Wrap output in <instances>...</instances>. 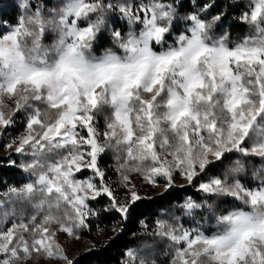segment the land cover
<instances>
[{
	"label": "snow or ice",
	"instance_id": "obj_1",
	"mask_svg": "<svg viewBox=\"0 0 264 264\" xmlns=\"http://www.w3.org/2000/svg\"><path fill=\"white\" fill-rule=\"evenodd\" d=\"M112 249L264 264V0H0V264Z\"/></svg>",
	"mask_w": 264,
	"mask_h": 264
},
{
	"label": "trees",
	"instance_id": "obj_2",
	"mask_svg": "<svg viewBox=\"0 0 264 264\" xmlns=\"http://www.w3.org/2000/svg\"><path fill=\"white\" fill-rule=\"evenodd\" d=\"M132 231H136L135 228H132ZM159 243V241H157ZM111 255L114 257L113 260L109 261V264H116V261L119 259V254L115 249L110 250Z\"/></svg>",
	"mask_w": 264,
	"mask_h": 264
}]
</instances>
